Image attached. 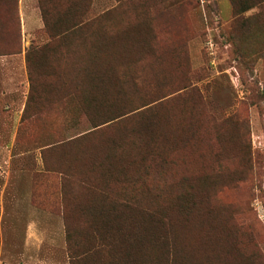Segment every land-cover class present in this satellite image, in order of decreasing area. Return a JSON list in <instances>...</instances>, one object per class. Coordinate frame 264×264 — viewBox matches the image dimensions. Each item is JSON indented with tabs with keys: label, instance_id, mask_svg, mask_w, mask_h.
I'll use <instances>...</instances> for the list:
<instances>
[{
	"label": "rangeland",
	"instance_id": "rangeland-1",
	"mask_svg": "<svg viewBox=\"0 0 264 264\" xmlns=\"http://www.w3.org/2000/svg\"><path fill=\"white\" fill-rule=\"evenodd\" d=\"M39 8L87 24L33 33L0 123V264H264V0ZM101 41L104 94L85 75Z\"/></svg>",
	"mask_w": 264,
	"mask_h": 264
},
{
	"label": "crops",
	"instance_id": "crops-1",
	"mask_svg": "<svg viewBox=\"0 0 264 264\" xmlns=\"http://www.w3.org/2000/svg\"><path fill=\"white\" fill-rule=\"evenodd\" d=\"M0 11L6 13V18L0 20V123L5 121L9 124L6 121L10 119L12 124L15 118L13 112L19 107V101L14 98H19L21 87L27 88L30 84L27 52L33 42L32 39L35 38L33 33L42 32L45 23L39 8V0H15V8L13 2L8 1L5 5H0ZM20 33L24 40L22 47ZM26 42H29L28 46ZM3 108L6 111H3ZM15 115L17 116L16 113ZM29 227L37 236L42 233L35 222ZM28 238L32 244V235ZM43 242L44 239L39 248ZM35 259L33 256L30 261H38Z\"/></svg>",
	"mask_w": 264,
	"mask_h": 264
},
{
	"label": "trees",
	"instance_id": "trees-1",
	"mask_svg": "<svg viewBox=\"0 0 264 264\" xmlns=\"http://www.w3.org/2000/svg\"><path fill=\"white\" fill-rule=\"evenodd\" d=\"M86 13L83 12L82 14H78V17H76L75 21L70 22L69 24H67L64 27H58L56 28L54 31H52V28H49V24L48 22L45 23L44 17V29L43 32H46L49 38V41H47L46 43H44L43 48L45 49L48 45H50V43L52 44V41H54V39L57 37H66L68 34L69 36H71L76 29H82L85 28V25L87 24V20L84 19V15ZM78 18V19H77ZM79 29V30H80ZM107 30H106V34L104 35V37L107 36ZM21 33H20V44L22 47V42H21ZM55 37V38H54ZM111 47H112V43H104V42H98L97 45H95V52L91 53V57H90V63H88L89 65H91L92 70H86V74L87 76H98V80H100V90H99V94H104L105 93V86H103L102 83H104V80L106 78H109V76L112 74L111 72ZM97 53V54H95ZM98 53H101L100 56H98ZM30 54L27 52V64H28V74L30 76ZM84 75V76H85ZM30 79V78H29ZM93 89H96L94 87H92Z\"/></svg>",
	"mask_w": 264,
	"mask_h": 264
}]
</instances>
